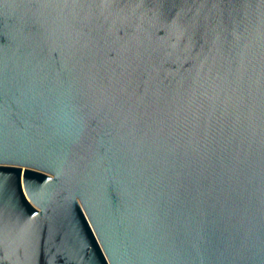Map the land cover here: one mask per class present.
<instances>
[{
  "label": "water",
  "instance_id": "obj_1",
  "mask_svg": "<svg viewBox=\"0 0 264 264\" xmlns=\"http://www.w3.org/2000/svg\"><path fill=\"white\" fill-rule=\"evenodd\" d=\"M0 264H264V0H0Z\"/></svg>",
  "mask_w": 264,
  "mask_h": 264
}]
</instances>
